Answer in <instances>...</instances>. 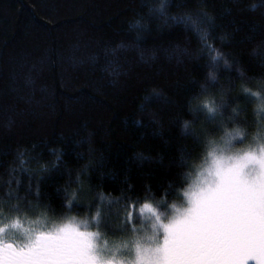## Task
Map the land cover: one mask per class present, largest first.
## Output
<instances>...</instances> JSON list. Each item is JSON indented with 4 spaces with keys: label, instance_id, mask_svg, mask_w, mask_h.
Masks as SVG:
<instances>
[{
    "label": "trees",
    "instance_id": "trees-1",
    "mask_svg": "<svg viewBox=\"0 0 264 264\" xmlns=\"http://www.w3.org/2000/svg\"><path fill=\"white\" fill-rule=\"evenodd\" d=\"M169 3L161 17L142 7L160 0H0V226L99 212L112 238L141 221L125 222L129 201L165 212L224 137L200 111L213 96L228 105L224 131L258 137L261 104L243 89L264 90V6L250 8L264 2ZM186 15L199 32L170 19Z\"/></svg>",
    "mask_w": 264,
    "mask_h": 264
},
{
    "label": "snow or ice",
    "instance_id": "snow-or-ice-1",
    "mask_svg": "<svg viewBox=\"0 0 264 264\" xmlns=\"http://www.w3.org/2000/svg\"><path fill=\"white\" fill-rule=\"evenodd\" d=\"M171 6L169 0H160L158 8L147 4L142 5V7H148L150 12H158L161 17L167 15V9ZM177 6L189 7L190 5L182 3ZM170 19L191 27L194 31H200V26L191 15ZM133 27H140L139 22ZM211 39V35L208 34L201 37V42L208 47V41ZM214 61L226 63L222 53L216 55ZM260 63L264 66V59H261ZM240 75L243 76V73ZM210 79L215 82L217 77L211 76ZM259 84L264 86V78L260 79ZM243 93L259 101L262 105L260 110L264 112V90L254 91L252 88H245ZM149 100V97H145V101ZM227 107V104L218 101L215 96L200 105L201 113L207 114L211 122L217 123V130L223 131L224 136L223 146L213 145L212 151L208 154L212 157L215 166V186L203 193L201 200L197 201L192 209L194 218L201 216L202 212L207 210L206 222L195 235H189L190 221L166 226L167 235L162 245L155 250L160 257V264H264V145L259 146L258 149L242 150V154L229 158L232 160L231 164L224 160L223 152L231 151L247 142V136L243 130L224 131L221 128ZM140 109L144 110L145 104H141ZM228 119L235 122L233 117ZM136 123L140 125L142 121H136ZM261 126L264 127V117L261 118ZM194 127L195 124H193ZM184 129L186 135L195 138V133L188 131L187 122L184 124ZM218 152L221 155L218 156ZM52 154L56 155L55 152ZM20 159L24 161L23 153ZM61 163H63L62 158L57 156L52 168H58ZM250 166L253 169L251 173L246 171ZM42 170L48 171L47 166L42 165ZM80 179L82 174L78 177L77 183ZM29 191H32L31 186ZM148 193H151L150 188ZM34 194L39 198V182L36 184ZM8 195L12 196L15 193L10 192ZM77 196L78 193L67 191L65 199H71V204L67 205L69 209L76 204ZM17 198L23 200L26 197ZM151 211L153 206L149 203H145L141 208L137 201H129L125 222L131 224L136 215ZM99 220L100 214L97 212L94 222ZM2 232L3 229H0V233ZM94 248V245L89 244L82 255L95 262L98 261V257L95 256ZM50 250L47 243L38 242L32 248L24 250L0 243V264H47L45 255ZM137 257L136 264H140L141 250L139 248H137Z\"/></svg>",
    "mask_w": 264,
    "mask_h": 264
},
{
    "label": "rangeland",
    "instance_id": "rangeland-1",
    "mask_svg": "<svg viewBox=\"0 0 264 264\" xmlns=\"http://www.w3.org/2000/svg\"><path fill=\"white\" fill-rule=\"evenodd\" d=\"M256 103L260 104L257 100ZM261 107L262 105L257 106V110L264 117ZM246 139L247 142L243 145L222 153L228 164L232 163L229 158L242 154V150L258 149L259 146L264 145V127L261 126L256 139L252 141ZM223 141L224 137L215 145L223 146ZM208 154L203 164L193 172L187 188L182 192L180 202L171 205L163 213L154 211L136 215L135 217L141 221L135 226L131 225V229L123 232L122 235L112 236V238L107 236L115 235V233L110 231V217L104 214H101L100 220L96 222H94L95 215L92 217L72 215L59 219L38 216L0 226V229H3L0 233V243L21 250L32 248L38 242L47 243L51 249L45 255L47 264H66L68 245L72 243L76 250L74 254L82 260V264H136L137 248L141 250L140 264H160V257L155 250L162 245L167 235L166 226L190 221L189 235H195L206 222L207 210L202 212L201 216L194 218L192 209L196 202L201 200L202 194L210 187H214L216 183L215 166L212 157ZM217 155L221 153L218 152ZM246 171L251 173L253 169L250 166ZM148 220L153 223V226ZM145 221H148V227H144ZM118 226L125 227L123 224ZM119 230L117 232L121 233L124 229ZM89 244L95 246L94 253L98 261L94 262L82 255Z\"/></svg>",
    "mask_w": 264,
    "mask_h": 264
},
{
    "label": "flooded vegetation",
    "instance_id": "flooded-vegetation-1",
    "mask_svg": "<svg viewBox=\"0 0 264 264\" xmlns=\"http://www.w3.org/2000/svg\"><path fill=\"white\" fill-rule=\"evenodd\" d=\"M74 251L76 252L75 245L73 243L68 245L66 264H82V260L75 256Z\"/></svg>",
    "mask_w": 264,
    "mask_h": 264
},
{
    "label": "clouds",
    "instance_id": "clouds-1",
    "mask_svg": "<svg viewBox=\"0 0 264 264\" xmlns=\"http://www.w3.org/2000/svg\"><path fill=\"white\" fill-rule=\"evenodd\" d=\"M262 2H264V0H262ZM259 7H261L260 3H253L252 5H250L252 11H255Z\"/></svg>",
    "mask_w": 264,
    "mask_h": 264
}]
</instances>
